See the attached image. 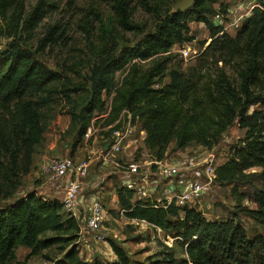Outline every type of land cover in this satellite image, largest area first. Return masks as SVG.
<instances>
[{
  "label": "trees",
  "instance_id": "1",
  "mask_svg": "<svg viewBox=\"0 0 264 264\" xmlns=\"http://www.w3.org/2000/svg\"><path fill=\"white\" fill-rule=\"evenodd\" d=\"M106 1L112 4L124 29L138 30L131 21L134 10L127 0ZM222 1L196 0L185 12L169 10L163 16L145 3L148 12L158 17L157 27L133 48H124L119 54L114 51L93 66L87 115L71 113L72 125L80 122L78 140L84 139L93 119L105 113L106 101L111 98L113 115L126 110L134 121L142 122L147 133L144 144L157 161L165 158L171 141L178 151L193 144L214 147L220 132L232 125L230 115L235 114V107L240 110L243 126L247 109L254 104L249 87L259 80L260 71L255 59L240 72V92L224 78L218 82L217 86L228 102L223 104V113L216 118L200 116L184 106L189 104L192 95L185 93L176 73H172L170 84L153 88L158 78L165 76V63L143 73L138 69L139 63L168 54L177 44L194 42L191 23L203 24L214 39L213 43L217 41L223 27L214 24V17L227 12ZM50 2L39 0L28 12L26 0H0V36L11 41L8 48L0 52V199L3 200L11 199L22 179L31 173L35 148L43 141L46 130L44 111L58 93L55 86L62 83L61 74L49 70L22 48L25 37L33 34L46 18ZM243 37L250 38L251 53L256 58L258 38H264V2L244 23L237 35L238 39ZM60 38L62 35L52 28L39 41L38 48L44 50L48 45L57 44ZM128 69L127 77L118 87L116 75ZM214 127L219 128V134L210 132ZM74 145L76 147L77 143ZM237 154L238 161L227 162L218 168L217 183L233 184L254 167L263 169L264 181V142L251 143ZM117 192L126 219L149 223L166 233L178 232L185 239L188 260L172 264H253L255 250L264 258V236L250 240L241 226L229 222L211 223L196 209L181 210L175 204L167 208L155 207L156 202L150 200L133 203L134 192L121 185ZM258 204L264 212V192ZM80 239L78 221L64 211L63 204L57 199H44L32 192L10 206L0 207V264L12 262L21 247L30 250L32 256L56 248L61 255L59 264H89L79 255ZM111 247L117 257L114 264H131L123 248L115 243H111Z\"/></svg>",
  "mask_w": 264,
  "mask_h": 264
},
{
  "label": "rangeland",
  "instance_id": "2",
  "mask_svg": "<svg viewBox=\"0 0 264 264\" xmlns=\"http://www.w3.org/2000/svg\"><path fill=\"white\" fill-rule=\"evenodd\" d=\"M38 1L26 0L27 11H32ZM180 1L182 0H127L134 10L131 21L138 27L136 31H127L120 25L112 4L106 0H51V6L46 9V18L33 34L22 41V48L28 50L35 60L62 75V83L55 86L58 93L54 102L44 111L46 130L43 141L35 148L31 172L33 175L39 172L44 176L41 167L49 158L85 156L90 150L94 156L100 157V160L93 161L95 169L92 171V179L106 172L104 185L108 186L101 195L105 206V223L95 233L81 234L78 244L81 259L89 264H114L117 257L111 243L126 251L131 264H172L188 260L186 241L178 232L166 233L149 223L130 221L123 216L117 192L121 181L114 174L115 169L111 163L101 160L104 156H109L106 159L127 163L136 161L149 164L155 161L144 144L147 133L142 128V122L134 121L126 110L113 115L111 98L106 101L110 111L95 117L93 139L87 142L86 139L78 140L80 122L73 126L71 116L73 112L77 116L87 115L91 93L89 77L93 66L114 51L119 54L124 48H133L155 31L158 17L149 13L144 4L148 3L150 7L156 8L160 16H163L169 10L176 12L174 6ZM262 2L264 0H223L227 12L214 20L216 26L223 27L217 41L213 43L214 39L210 38V33L203 24L191 23L194 42L177 44L168 54H161L138 65L140 73H143L159 63H165V76L158 78L153 88L160 89L170 84L172 73H176L181 78L185 93L192 95L189 104L184 106L192 108L200 116L216 118L223 113V104L228 102L217 86L220 79H226L240 92V72L247 68L252 59L256 60L260 71L259 80L249 87L250 99L254 104L248 107L243 126L239 118L240 110L235 107V114L230 115L233 120L231 126L220 134L217 127L210 130L211 133L219 134L216 145L205 148L193 144L181 150L185 157L213 155L224 165L230 161H238V151L248 148L251 143L264 142V38H258L260 44L256 58L251 53L250 38H237L244 23L253 16L256 8L261 7ZM52 28L57 29L62 38L55 45L39 49V41ZM10 43V40L0 36V52L5 51ZM128 72L129 69L116 75L118 87L122 85ZM118 130L125 133V140L121 152L113 157L110 146L116 141L115 132ZM177 153L180 152L175 148L174 141H171L164 160L171 161ZM152 167L155 172L157 166ZM262 171L261 167H254L233 184L216 183L204 197L202 210L199 207L197 210L211 223L229 222L241 226L250 240L263 237L264 212L258 204L259 197L264 192ZM43 180L47 179L43 177ZM30 181L33 180L29 176L24 177L11 199H0V207L10 206L32 193L35 186ZM153 187L154 183H151L149 190ZM97 189L98 185L93 188L94 191ZM91 193L93 194L88 192V196ZM86 194L84 192V196ZM221 257L218 253L219 260ZM60 259L61 255L56 248L32 256L30 250L21 247L17 250L15 259L8 264H59ZM252 259L253 264H264V258L257 250L253 251Z\"/></svg>",
  "mask_w": 264,
  "mask_h": 264
},
{
  "label": "built area",
  "instance_id": "3",
  "mask_svg": "<svg viewBox=\"0 0 264 264\" xmlns=\"http://www.w3.org/2000/svg\"><path fill=\"white\" fill-rule=\"evenodd\" d=\"M221 16L223 15H217L214 20ZM110 109L109 105H106L105 113ZM94 120L95 118L93 123ZM93 133L94 124L88 129L84 139L87 142L92 141ZM115 137L116 141L110 146L113 157H117V153L121 152L125 133L118 130L115 132ZM86 152L88 153V150ZM179 152L172 157L171 161L155 160L149 164L136 161L128 163L122 160L112 161V159H106L109 156H104L101 160L110 162L115 169L114 174L121 181V186L134 192L133 203L150 200L156 202L155 207L167 208L175 204L181 210L186 208L197 210V207L202 210L204 197L217 183V170L221 163L213 155L185 157L182 151ZM93 157L91 150L85 156L53 157L41 167V172L48 181L63 187V194L57 200L63 204L64 211L78 221L80 236L99 231L105 223V206L101 195L105 191L106 179L104 174L98 176L99 179L98 177L92 179ZM152 165L157 166L155 172ZM91 180L93 183L90 182L89 187L98 185V192L90 198L83 199L85 182ZM151 183H154V187L149 190Z\"/></svg>",
  "mask_w": 264,
  "mask_h": 264
},
{
  "label": "crops",
  "instance_id": "4",
  "mask_svg": "<svg viewBox=\"0 0 264 264\" xmlns=\"http://www.w3.org/2000/svg\"><path fill=\"white\" fill-rule=\"evenodd\" d=\"M93 158H94V161L100 160V157H97L96 155ZM94 169H95V166L93 164L92 171H94ZM102 170H106V169H102ZM32 175H33L32 172L28 175L29 179L33 180L30 182H33V184L35 186V188L31 191L35 192L38 196H42L44 199H48V200H54V199H58L61 197V195L63 194V187H59L56 184H54L48 180H43V177H45V176L40 175L39 172L34 173L33 176ZM103 176H105V175H103ZM90 182L91 181L85 182L84 191L87 192V194L84 196L85 198H90V197L94 196L96 194V192H98V191L93 190L94 187H89ZM107 186H108V184L106 185V187ZM88 192H93V194L91 193V195L88 196ZM103 194L104 193L102 192V195Z\"/></svg>",
  "mask_w": 264,
  "mask_h": 264
},
{
  "label": "water",
  "instance_id": "5",
  "mask_svg": "<svg viewBox=\"0 0 264 264\" xmlns=\"http://www.w3.org/2000/svg\"><path fill=\"white\" fill-rule=\"evenodd\" d=\"M195 2L196 0H182L175 4L174 9L176 12H185L191 9L194 6Z\"/></svg>",
  "mask_w": 264,
  "mask_h": 264
}]
</instances>
